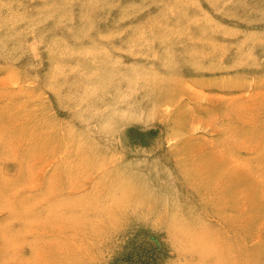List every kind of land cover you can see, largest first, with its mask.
Instances as JSON below:
<instances>
[{"label": "rangeland", "instance_id": "1", "mask_svg": "<svg viewBox=\"0 0 264 264\" xmlns=\"http://www.w3.org/2000/svg\"><path fill=\"white\" fill-rule=\"evenodd\" d=\"M0 264H264V0H0Z\"/></svg>", "mask_w": 264, "mask_h": 264}, {"label": "bare ground", "instance_id": "2", "mask_svg": "<svg viewBox=\"0 0 264 264\" xmlns=\"http://www.w3.org/2000/svg\"><path fill=\"white\" fill-rule=\"evenodd\" d=\"M151 28V27H150ZM148 30V29H147Z\"/></svg>", "mask_w": 264, "mask_h": 264}]
</instances>
